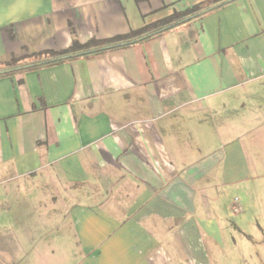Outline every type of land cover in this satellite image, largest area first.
<instances>
[{"label": "crops", "instance_id": "crops-1", "mask_svg": "<svg viewBox=\"0 0 264 264\" xmlns=\"http://www.w3.org/2000/svg\"><path fill=\"white\" fill-rule=\"evenodd\" d=\"M208 1L0 0V69ZM263 127L264 0H232L144 42L0 78V187L40 174L61 187L72 264H236L227 240L254 238L253 220L230 217L229 193L261 165L248 154L264 150Z\"/></svg>", "mask_w": 264, "mask_h": 264}, {"label": "rangeland", "instance_id": "rangeland-1", "mask_svg": "<svg viewBox=\"0 0 264 264\" xmlns=\"http://www.w3.org/2000/svg\"><path fill=\"white\" fill-rule=\"evenodd\" d=\"M254 120L257 123L259 117L256 116ZM260 129L264 133V127ZM245 130L243 128L241 130V139H245L247 136ZM257 140L263 141L264 139L258 137ZM248 156L253 158L252 160L256 157L262 158L257 160L261 165L253 171L255 174H253L251 181L238 185L237 191L234 190L229 193V197L236 195V198L242 199L243 202L239 204H243L245 208H243L242 213L239 212L238 214L231 211L230 217H237L246 214L248 211L247 215L251 217L253 222L247 225H249L250 230L252 229V237L254 238L243 242L239 238L235 243L230 238L227 240L229 242L226 246L230 253L228 255L235 257L234 262L236 264H242V256L247 261L254 257L251 262L249 261V264H264V150L251 152ZM29 181L24 179L11 180L6 182L5 187H0V215H12L11 218L16 219L15 222L14 219L8 220L7 217H4L3 221L0 222V253L6 260L5 263L8 261V264H11L12 261L16 264H72L74 256H70L69 252L76 248V242L72 238L70 227L66 223L67 220L64 215L72 200L62 191L60 186L50 182L43 174L37 175L31 178V182ZM14 184L15 187L18 186L17 189L10 188ZM247 186H249V194L244 192V189L248 188ZM30 196L38 200L37 206L32 212V220H29L28 216L27 218L23 216L25 199ZM21 215L23 217H20ZM44 218H46V222L43 221ZM24 220L27 222V226H29V221L33 224V246L29 244L27 237L23 236V230L19 229L25 225ZM10 248L17 253L15 258L12 256L11 261H9V252L6 251Z\"/></svg>", "mask_w": 264, "mask_h": 264}, {"label": "trees", "instance_id": "trees-1", "mask_svg": "<svg viewBox=\"0 0 264 264\" xmlns=\"http://www.w3.org/2000/svg\"><path fill=\"white\" fill-rule=\"evenodd\" d=\"M230 1L232 0H211L207 3L199 4L198 6H195L194 8H191L187 11L173 14L160 22L145 26L140 30L130 32L128 35L122 37H115L102 41H90L87 44H79L74 39L71 46L63 52L33 54L28 57V59H32V62H25L22 64H19L15 60L6 63L3 68L0 69V78L8 77L17 72H25L42 67L53 66L76 59L78 57L104 53L144 42L154 36L160 35L169 29H172L209 11L219 8Z\"/></svg>", "mask_w": 264, "mask_h": 264}, {"label": "built area", "instance_id": "built-area-1", "mask_svg": "<svg viewBox=\"0 0 264 264\" xmlns=\"http://www.w3.org/2000/svg\"><path fill=\"white\" fill-rule=\"evenodd\" d=\"M231 211L234 213V214H238L240 211H241V206L239 204V199L238 198H234L233 200V205H232V208H231Z\"/></svg>", "mask_w": 264, "mask_h": 264}, {"label": "water", "instance_id": "water-1", "mask_svg": "<svg viewBox=\"0 0 264 264\" xmlns=\"http://www.w3.org/2000/svg\"><path fill=\"white\" fill-rule=\"evenodd\" d=\"M143 39V38H142ZM86 53H88V52H86Z\"/></svg>", "mask_w": 264, "mask_h": 264}]
</instances>
